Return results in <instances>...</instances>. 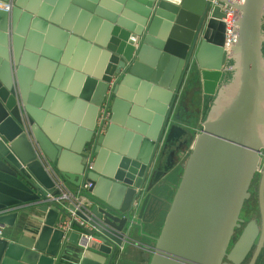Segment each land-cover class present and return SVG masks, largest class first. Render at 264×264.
<instances>
[{"label":"water","instance_id":"95a60500","mask_svg":"<svg viewBox=\"0 0 264 264\" xmlns=\"http://www.w3.org/2000/svg\"><path fill=\"white\" fill-rule=\"evenodd\" d=\"M216 1L0 0V227L13 228L17 211L31 204L47 214L34 241L0 238V264H54L63 241L79 237L54 228L64 211L45 203L47 194H61L47 166L75 194L90 185L98 207L77 215L93 228L100 253L130 244L151 253L148 264L258 263L264 164L259 221L245 223L241 213L264 151V0L235 7L240 17L229 48L223 1ZM129 6L136 13L122 9ZM229 61L231 78L220 87ZM34 65L39 83L31 93L25 75ZM190 70L215 100L160 233L145 245L130 235L141 226L133 212L144 220L150 208L141 190L164 140L186 135L172 111ZM108 96L109 124L98 134ZM166 171H154L145 191ZM80 264L105 259L85 250Z\"/></svg>","mask_w":264,"mask_h":264},{"label":"crops","instance_id":"0c3cea01","mask_svg":"<svg viewBox=\"0 0 264 264\" xmlns=\"http://www.w3.org/2000/svg\"><path fill=\"white\" fill-rule=\"evenodd\" d=\"M110 3H113V5H116V0H108ZM179 2L180 0H174V2ZM119 4V3H118ZM136 5V4H134ZM190 6V5H189ZM187 5V8L192 9L191 6L189 7ZM126 9L128 13H136L135 9H130V6L128 8H122ZM76 19V18H75ZM262 30L264 32V17H263V24H262ZM263 57H264V44L262 48ZM33 54L32 52H29ZM31 59L29 57L26 58V63L31 64ZM86 63H88L89 58H85ZM33 62V61H32ZM233 65L232 61L227 62L224 74L222 77V80L220 82V87L224 86L228 83V81L231 78L232 73L229 71V68ZM25 68L29 67V65H24ZM34 70L32 71V74H26L27 78V87L29 92L33 93L32 89L35 88V82H38L35 78V68L37 70V66L34 65ZM191 72V70H190ZM190 72L188 71L184 83L180 89L179 96L176 100V105L173 107L172 111V121L178 120L180 116L178 115L176 111V107L179 105H182L184 107L185 112L188 113V116H190V110L189 108L185 107V104L189 105V98L194 100H197V106H199L201 103L203 104L204 100H215L214 96H206L203 93L198 94V91L201 89V84L199 82V79H197L196 84H191L189 81ZM193 85V86H192ZM201 104V105H202ZM213 104V103H212ZM181 107V106H180ZM192 107V105H191ZM174 125L175 122H172ZM181 129L186 131L185 127H181L177 125ZM187 131L186 135L180 136V137H174L171 139L170 145L168 146V143H165V140L163 142L164 148L160 149L158 151L155 165L153 167L152 172H150L149 177L145 180L144 188L141 190V198L143 199L147 194L150 195V208L148 209L147 213L145 214L144 220H138L137 216L139 211H134L133 216L136 218V221L141 225L140 227H132L130 235L136 239L137 241H140L144 243L145 245L150 244L153 242V239L159 235L161 227L164 222L165 218V205L167 204L168 198L171 196H174V191H176L177 184H175L176 181V172L177 168L179 166H182L184 163V160L186 156H188V152L191 151L192 144H190L188 147L184 146L187 142ZM164 169L167 171L163 173V175L150 187L149 191H145L146 188H148L151 177L154 173V171L163 172ZM140 200V197L137 199V201ZM139 206V203L137 204ZM39 205L31 204L28 205L19 211H17L18 216L14 222L13 228H5L2 230V238L15 242L20 236L25 237L28 240H35L37 238L39 232L41 231V228L43 227L44 222L47 219V214L39 211ZM102 209L106 212L111 214L113 217H118L116 213L110 212L109 209L103 208ZM138 209V208H137ZM63 217L61 214H58L55 224L58 225V223L61 222ZM74 234H77L79 237L78 239H75L74 242H66L63 241V244L59 250L58 255L56 258H54V264H80L81 259L83 257V248L81 246V239L82 235L80 232L75 231ZM143 233V235H141ZM72 234V233H70ZM70 234H67L66 237H68ZM49 240H47L48 243ZM101 245L100 243L94 242L91 247L90 251L96 253L100 257H103L105 259V264H148L151 259V253L143 250L139 247L130 245V244H124L119 249L116 250L113 249L112 254H104L100 253L99 247ZM107 246L111 247L107 244Z\"/></svg>","mask_w":264,"mask_h":264},{"label":"built area","instance_id":"2783aa9c","mask_svg":"<svg viewBox=\"0 0 264 264\" xmlns=\"http://www.w3.org/2000/svg\"><path fill=\"white\" fill-rule=\"evenodd\" d=\"M223 3L221 4L220 8L222 12L225 14V18L223 22L226 26V46L229 48L232 43H234L236 39V30H237V23L240 17L239 11L235 7H240L243 5L245 0H222ZM213 4L220 5L216 0H214ZM110 104L111 99L109 96L107 100L103 104L98 120L96 125V132L98 134H104L106 131L109 119H110ZM264 164V153L260 156V162L258 164L256 173L260 175L262 173ZM47 170L52 178H55L56 189L61 191V194L58 196H52L47 194L46 197V204L51 206H57L58 208L62 209L64 213L62 214L63 219L61 220L56 227L58 230L62 231L65 236L67 234L73 233L78 231L82 235L81 239V246L83 250H89L91 245L94 242L100 243L97 239V236L94 234V230L90 227L86 222H84L78 215L77 212H80L87 217L89 216V212H91L93 206H97V203L94 201L92 195L88 192L90 188L89 184H85L82 187L78 188V193H74L70 191L61 181L57 179V174L55 170L51 166H47ZM73 206L74 210H70L69 206ZM98 207V206H97ZM2 228L0 227V238H2ZM121 249V248H119Z\"/></svg>","mask_w":264,"mask_h":264},{"label":"rangeland","instance_id":"374dc122","mask_svg":"<svg viewBox=\"0 0 264 264\" xmlns=\"http://www.w3.org/2000/svg\"><path fill=\"white\" fill-rule=\"evenodd\" d=\"M189 75L190 76H188L189 77L188 82H190L193 85L196 84L198 82L197 81L198 75L195 72V70H191ZM198 94H202L201 89H200V91H198ZM189 102H190L189 105L187 103V105L185 104V107L189 108L190 116H188V113L185 112L184 107H182V105H179L175 109H176L178 115L180 116V118L178 120L173 121V122H175V124L186 128L188 135H187V140H186L187 143L184 146H187V147L190 144L194 143L195 138L200 133L203 124L207 121V119L210 115L211 107L213 106V104H212L213 100H204L203 104L201 103L202 105L200 104L199 106H197L198 105L197 100L193 101V99L189 98ZM191 105H192V107H191ZM189 153H190V151L188 152V154ZM263 153H264V151H263ZM181 175H182V166H179V168H177L176 181H175V184H177V186L179 184ZM258 183H259V175L257 174L255 176V178L251 184L250 190H249L251 197L245 203L243 210H242V213H241V219H243L245 223H247L251 220L259 221V211H258V205H257ZM174 193H175V191H174ZM172 198H173V196L170 195V197L167 200V204L165 205V209H164L165 214H166L167 209H168V207L172 201ZM59 214H61V216H62L63 213H59ZM54 228L58 229L56 227V224H55ZM239 233L240 232H236L234 240L237 238ZM157 237L158 236H156L155 238H157ZM148 245H154V241ZM261 262H262V260L260 258L257 264H262Z\"/></svg>","mask_w":264,"mask_h":264},{"label":"flooded vegetation","instance_id":"af4514ba","mask_svg":"<svg viewBox=\"0 0 264 264\" xmlns=\"http://www.w3.org/2000/svg\"><path fill=\"white\" fill-rule=\"evenodd\" d=\"M169 145H170V142L168 143V146H167V147H169ZM260 258H261V260H262L261 263L264 264V255H262Z\"/></svg>","mask_w":264,"mask_h":264}]
</instances>
